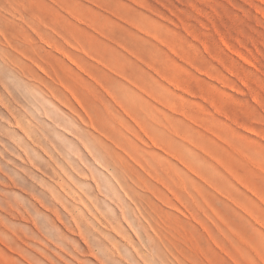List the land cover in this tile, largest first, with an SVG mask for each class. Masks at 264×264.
Wrapping results in <instances>:
<instances>
[{
  "label": "rangeland",
  "instance_id": "1",
  "mask_svg": "<svg viewBox=\"0 0 264 264\" xmlns=\"http://www.w3.org/2000/svg\"><path fill=\"white\" fill-rule=\"evenodd\" d=\"M0 264H264V0H0Z\"/></svg>",
  "mask_w": 264,
  "mask_h": 264
},
{
  "label": "bare ground",
  "instance_id": "2",
  "mask_svg": "<svg viewBox=\"0 0 264 264\" xmlns=\"http://www.w3.org/2000/svg\"><path fill=\"white\" fill-rule=\"evenodd\" d=\"M36 34V33H35Z\"/></svg>",
  "mask_w": 264,
  "mask_h": 264
}]
</instances>
